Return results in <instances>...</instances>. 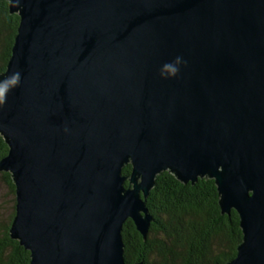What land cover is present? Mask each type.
<instances>
[{"label": "water", "instance_id": "1", "mask_svg": "<svg viewBox=\"0 0 264 264\" xmlns=\"http://www.w3.org/2000/svg\"><path fill=\"white\" fill-rule=\"evenodd\" d=\"M6 1L18 26L0 81L21 79L0 172L28 264H126L122 225L145 240L162 172L213 180L239 219L226 264H264V0Z\"/></svg>", "mask_w": 264, "mask_h": 264}, {"label": "trees", "instance_id": "2", "mask_svg": "<svg viewBox=\"0 0 264 264\" xmlns=\"http://www.w3.org/2000/svg\"><path fill=\"white\" fill-rule=\"evenodd\" d=\"M18 26L9 14L7 1L0 0V73L4 71ZM7 146L0 136V159ZM130 166L122 168L128 175ZM124 185H127L125 183ZM4 190L0 200V264H28L29 252L9 237L14 214V186L7 172H0ZM211 179L193 184L177 181L168 172L158 174L145 198L152 222L145 240L130 220L122 225L123 257L126 264H226L236 255L241 241L238 215L221 214Z\"/></svg>", "mask_w": 264, "mask_h": 264}, {"label": "clouds", "instance_id": "3", "mask_svg": "<svg viewBox=\"0 0 264 264\" xmlns=\"http://www.w3.org/2000/svg\"><path fill=\"white\" fill-rule=\"evenodd\" d=\"M182 62L180 57H177L174 63L165 65L166 69L171 70V75L175 76L179 71V68L176 65H179ZM21 74L19 72H14L11 76L7 77L5 80L0 81V110L7 103V93L12 90L14 87H19L20 85Z\"/></svg>", "mask_w": 264, "mask_h": 264}, {"label": "rangeland", "instance_id": "4", "mask_svg": "<svg viewBox=\"0 0 264 264\" xmlns=\"http://www.w3.org/2000/svg\"><path fill=\"white\" fill-rule=\"evenodd\" d=\"M4 193V190L0 186V200H1V195Z\"/></svg>", "mask_w": 264, "mask_h": 264}, {"label": "bare ground", "instance_id": "5", "mask_svg": "<svg viewBox=\"0 0 264 264\" xmlns=\"http://www.w3.org/2000/svg\"><path fill=\"white\" fill-rule=\"evenodd\" d=\"M149 228V227H148Z\"/></svg>", "mask_w": 264, "mask_h": 264}]
</instances>
